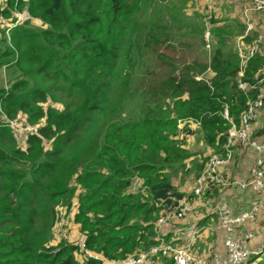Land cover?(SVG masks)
<instances>
[{"label":"trees","instance_id":"1","mask_svg":"<svg viewBox=\"0 0 264 264\" xmlns=\"http://www.w3.org/2000/svg\"><path fill=\"white\" fill-rule=\"evenodd\" d=\"M153 3L27 0L22 7L23 0H6V7L0 6V16L11 19L13 9L24 8L43 24L36 20L17 24L9 31V42L3 30L0 59H7L18 76L10 88L0 90V108L10 117L22 110L34 123L45 121L29 137L26 149L6 144L9 132L0 129L4 182L0 185V264H101V258L90 257L87 251L110 260L147 252L157 243L160 217L173 211L180 198L191 195L193 182L211 154L224 151L230 127L223 117L225 107L240 124L248 100L256 97L257 89L246 92L239 87L241 80L256 84L264 76V54L259 52L239 76V42L247 54L258 37L257 25L245 34L243 13L238 15L242 33L234 34L225 20L223 26L218 24L224 16L214 12L209 39L204 38L205 30L200 32L204 60L197 57L179 71L163 72L149 85L133 84L129 71L141 55L137 41L156 47L154 35L166 41L170 27L178 30L181 23L193 24L183 22L185 9L179 8L168 16L165 27L150 26L144 14ZM260 13L264 14H251V20L255 22ZM142 23L150 26L148 34ZM185 35L180 32L174 39L181 42ZM234 37L235 42H228ZM120 66L128 75L117 76ZM207 71L213 73L210 79L198 76ZM39 78L50 87L45 88ZM54 92L70 102L62 108L57 102L48 103ZM198 128L210 149L206 156L188 148ZM263 134L264 130H255L256 136ZM191 169L190 187L180 190L174 177ZM137 178L141 187L130 192ZM211 195L221 196L219 190L207 193ZM73 196L81 208V215L75 217L81 220L84 263L77 258L78 243L62 240L51 245L56 205ZM162 261L173 263L170 258ZM245 264H264V252L252 255Z\"/></svg>","mask_w":264,"mask_h":264},{"label":"rangeland","instance_id":"2","mask_svg":"<svg viewBox=\"0 0 264 264\" xmlns=\"http://www.w3.org/2000/svg\"><path fill=\"white\" fill-rule=\"evenodd\" d=\"M18 1L19 0H16V3H18ZM23 2L24 4L22 5V7H26L25 3L27 2V0H23ZM0 6L6 7V0H0ZM179 8L185 9L186 12H184L183 22L187 24L188 22H192L193 24L184 26V23H181L182 26L178 28V30L177 28L172 30V28L170 27V35L168 36V40L166 41H163L165 38L154 35V40H156L159 44L156 45V47L152 46L146 41L144 42V44L143 41H137L136 49L141 53V55L138 61L135 62L133 68L129 71L131 73V77L135 79L133 84H139V82H141V87H143V83L149 85L151 83V80H157L158 78H160L163 72H171L174 70L179 71L180 69L188 65L190 61L197 57H200L204 60L205 51L201 46L200 32L205 30L204 38L207 40L209 39V32H211L210 23L212 24L211 16L214 15V12L216 15L224 16L223 19L218 18V21L222 20L218 22L219 25L221 24V26H223V20H225V22H227L226 24H230L233 28L232 32H234V34L242 33L243 25L239 20V16H242V10L235 4L227 3L226 5V3L222 0H154L150 11H147L144 14L147 18L145 20H148V23L150 22V26L159 24L160 26L165 27L169 23L168 16H171L173 12ZM22 9L24 10V8ZM225 14L228 15V18L227 16H225ZM9 19L10 18H5V22ZM140 20H142V18ZM255 22L258 26V34L264 33V14H262L261 16H256ZM38 23L42 24L41 22ZM175 23L177 24V21ZM142 24L146 28H148L146 31V34H148L150 26L148 27V25L145 23ZM183 26L184 28H182ZM4 29L6 32L5 36L6 38H8L7 41L9 42V32H7L6 27H2V25L0 26V42H3L2 38L4 37ZM172 32L176 36L179 35L180 32H185L186 35L181 38L180 42V40L174 39L176 36H173ZM187 34L190 37L187 36ZM235 40V37L232 39L230 38L228 42L232 43L235 42ZM183 41L190 42V45H185ZM211 43L212 42H210L209 45L207 44L206 48L210 47ZM169 44H171V47ZM260 50L262 53H264V45L260 46ZM171 59H173L174 63ZM172 64L174 66L177 65V69H175ZM129 72L125 71L123 69V66H120L116 70L117 76L119 77L123 76L124 74L128 75ZM17 76L18 74L15 72L12 64H10L5 58L0 59V90H7L8 88H10ZM198 76L210 79V77L213 76V73L211 71H207L204 75L198 74ZM39 80L42 79L39 78ZM41 82H43L42 85L45 88H49L51 85V83H48L44 79ZM54 102H57L55 104L58 107L62 108L65 106V104L69 103L70 100L64 97V95H62L61 93L54 92V95L48 98V103L54 104ZM46 105L47 103L43 104V106ZM100 117H103V115ZM44 123V120H40L37 123L30 121L28 113L22 110H18L17 113L11 117L7 116L5 109L3 107L0 108V129H7V132H9L10 134V136L9 134H7V138L5 141L6 144H9L10 142V144H15L18 148H28L29 137L32 134L38 132V127L40 125H43ZM179 126L182 127L183 122L180 121ZM9 138L10 140H8ZM3 143L4 142H2L1 144ZM188 148L192 153H196L198 155L201 154L203 156H206L208 151L210 150L199 128L196 130V134L191 137ZM242 152H244V150ZM252 159L253 155L245 152V159H243V161L245 160L244 162H247V164H244L242 168L239 169L237 175L240 176L246 174L249 164L252 162ZM191 165L192 164H190V166ZM190 171L191 172L187 174L181 172L179 175L174 177L173 180L180 190L185 191L190 187L193 177V169H191ZM1 184H4L3 179H0V185ZM140 187L141 180L139 178L134 179L131 187L129 188V191L138 192ZM221 192H224V195H222V197L219 195L207 196L203 204L194 209L191 215L188 217V224H185L184 222L179 226L176 223H172L169 221L159 226L157 223L155 240H158L160 234L168 235L173 231L175 233L174 236L178 237L179 235L176 234L177 229H187L186 232H183V234H187L189 230L188 228H190V226H193L195 223H198L197 226L199 231L192 235V252L195 253V255L198 257L207 259H210L211 256L215 253L224 254V235L219 230L218 215L217 213H215V210H213V207L218 204V201L225 199L226 201L228 200L229 207L233 210V212L237 213L239 205H233V203H231L230 201L232 198L235 199L237 198V195H241V198L239 200H241L243 204V202H246L249 199H253L255 196L250 192H242L235 189L221 190L220 194H223ZM248 208L249 207L242 210H247ZM76 214L81 215L80 202L76 196L69 198L64 197L63 199L59 200L56 205V218L53 221L51 245L55 247L62 240L68 243H78L79 247L81 248V253L78 251L79 253L77 254V258L81 261V263H84V257H86V252H83L84 239L79 234L81 220H79V217L78 219L75 217ZM41 217H44V215L41 214L39 220H41ZM206 218H208L207 221H205ZM186 225H188V227ZM176 227L179 228L176 229ZM247 233L251 235V237L246 242V246L251 252L250 256L248 257L249 259L254 254H261L262 251L264 252V211L260 212L256 217L245 224L237 232L238 236L240 237ZM167 240L169 241L170 239ZM205 240H207V242ZM88 254L93 253H89V251H87V255ZM245 262H243L242 264H245ZM160 264H163L162 260H160Z\"/></svg>","mask_w":264,"mask_h":264},{"label":"built area","instance_id":"3","mask_svg":"<svg viewBox=\"0 0 264 264\" xmlns=\"http://www.w3.org/2000/svg\"><path fill=\"white\" fill-rule=\"evenodd\" d=\"M228 1L240 5L247 24L245 34L255 30L256 25L251 20V14L264 12V0ZM12 11L13 17L6 22L5 17L0 16V26L6 27L7 32L26 20L42 22L41 19L32 16L28 10L15 8ZM261 45H264V33L258 34L255 42L248 47L249 52L247 54L244 51L243 43L239 42V51L242 57L240 77L244 75L248 60L260 51ZM239 87L246 92L252 89H257L258 92L255 98L248 100L240 124L231 119L229 108L228 106L225 107L223 117L230 121V127L224 151L211 154L193 182L191 195L180 198L176 208L161 216L157 222L159 226L169 221L173 223L183 222L194 209L203 204L207 193L212 190H219L220 192L224 189H235L251 192L255 197L251 200L247 210L235 213L225 199L218 201V204L213 207L218 215L219 230L224 235V254L215 253L210 259L196 256L192 252L191 237L199 230L198 224H194L188 228L190 231L188 230L187 234L190 238L185 240V237H182L183 230L179 229L176 233L179 236L169 241L166 237L167 234H160L157 243L136 258L110 260L94 254H88V256L96 259L101 258V264H160L162 258L172 259V264H242L248 259L251 252L247 248L246 242L251 235L247 233L240 237L237 232L264 211V134L262 136L255 135V123L259 118L260 111L264 108V76L256 84H249V82L241 80ZM236 146H240L250 152V155H253L246 174L240 176L224 172L225 168L235 162ZM220 195L222 197L223 194ZM178 239L180 242H176Z\"/></svg>","mask_w":264,"mask_h":264},{"label":"crops","instance_id":"4","mask_svg":"<svg viewBox=\"0 0 264 264\" xmlns=\"http://www.w3.org/2000/svg\"><path fill=\"white\" fill-rule=\"evenodd\" d=\"M243 13V12H242ZM262 15V13H260V16ZM253 21V20H252ZM254 22V21H253ZM255 23V22H254ZM255 25H257L256 23H255ZM262 46V45H261ZM259 53H261V54H264V53H262L261 52V50L259 51ZM263 128H264V108L260 111V114H259V118H258V120H257V122L255 123V130H256V132H259V131H261V130H263ZM235 149H236V159H235V162L231 165V166H229V167H227V168H225L224 169V172L225 173H229V174H233V175H237V173L239 172V169L240 168H242V166L244 165V164H247V162H244L243 161V159H245V152L246 153H248V154H250V152H247L245 149H243V148H241L240 146H236L235 147ZM244 150V152H242ZM238 192V191H237ZM243 192V191H242ZM223 193V195H224V192H222ZM240 193V192H239ZM251 193V192H250ZM254 195V194H253ZM241 198V195H237V198H235V199H231L230 201H231V203H233V205H239V208H238V212H240V211H242V209H245V208H247V207H249L250 206V202H251V200L252 199H249L248 201H246V202H243V204H242V201L241 200H239ZM228 201V200H227ZM191 215V214H190ZM189 215V216H190ZM209 215V214H208ZM188 216V217H189ZM208 218H209V216H208ZM208 218H206V220L205 221H207L208 220ZM188 219V218H187ZM187 219H185L183 222H181V223H178L177 225H181V224H183L184 222H185V224H188V220ZM202 222H203V220H202ZM173 223V222H172ZM177 223V222H176ZM195 224H198V223H195ZM187 227H188V225H186ZM185 226V227H186ZM177 228H179V227H177ZM186 229V228H185ZM181 230H183L182 232H186V230H184V229H181ZM174 233V231L172 232V234ZM176 233H177V231H176ZM175 233L172 235V238H175ZM182 237H185L184 239L186 240V239H188V238H190L189 236H188V234H186V233H184L183 235H182ZM191 239H192V237H191ZM182 241H183V239H182ZM206 242H207V240H205Z\"/></svg>","mask_w":264,"mask_h":264}]
</instances>
